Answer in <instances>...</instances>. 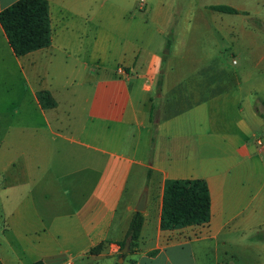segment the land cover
I'll use <instances>...</instances> for the list:
<instances>
[{
    "label": "crops",
    "instance_id": "1",
    "mask_svg": "<svg viewBox=\"0 0 264 264\" xmlns=\"http://www.w3.org/2000/svg\"><path fill=\"white\" fill-rule=\"evenodd\" d=\"M14 1L0 0V9ZM48 4L51 42L46 47L17 55L0 24V71L11 75L12 69L15 78L17 67L26 65L24 108L30 111L23 147L7 161L14 166L23 159L25 182L0 188L7 192L3 198L12 200L19 191L25 198L14 205L12 200L8 214L1 203L0 215L11 217L13 227L24 222L25 232L41 224L43 241L33 243L32 264H64L68 258L58 250L67 242L85 255L122 256L120 264H264V146H256L264 133L263 109L249 102L244 112L239 84L229 83L221 66L208 65L206 74L195 77H174L173 67L162 68L163 51L187 47L188 33L199 31L201 41L218 46L226 37L234 42L245 35L257 17L253 20L240 3L222 0H202L184 10L155 7L150 0L134 9L118 7L114 0ZM216 4L236 11L212 8ZM180 58L218 62L187 50ZM87 78L94 82L70 86ZM39 89H48L56 105L43 108ZM44 128L52 134L42 133ZM134 169L147 180L129 186ZM30 174L42 178L30 184ZM179 177L207 181L210 219L162 229L164 181ZM143 190L140 233L123 256L121 243ZM100 242V251L90 253ZM0 264H7L1 256Z\"/></svg>",
    "mask_w": 264,
    "mask_h": 264
},
{
    "label": "rangeland",
    "instance_id": "2",
    "mask_svg": "<svg viewBox=\"0 0 264 264\" xmlns=\"http://www.w3.org/2000/svg\"><path fill=\"white\" fill-rule=\"evenodd\" d=\"M118 7L121 8H138L141 3L149 0H114ZM202 0H150L152 6H176L178 9L195 8L201 4ZM222 3H235L237 5L242 4L251 10V14L256 19V24L253 21L248 25V29L245 35L235 37V41H230L229 37L220 41V45L214 46L210 43L201 41L198 37L199 31H192L188 33L189 39L187 47H183L179 44L177 47H166L163 51V70L167 71L169 67H173L170 71L172 76H198L207 73V66H221L227 72L228 82L232 84H239L237 91L238 97H240V103L245 109V113L248 112L247 104L249 102L257 105L264 111V0H222ZM149 5V6H150ZM148 6V7H149ZM235 18H244L243 15H234ZM248 17V16H246ZM259 20V21H258ZM255 28V30L253 29ZM248 30L251 31V36ZM223 31H227L224 29ZM256 33V34H255ZM256 35V36H255ZM168 37L172 39L171 34ZM176 50V52L174 51ZM182 50H187L191 56H207L216 58L218 60L215 64L205 63H188L183 62L181 57ZM170 58L172 62H169ZM26 65L22 68L19 66L16 69L15 78L11 69V75L0 71V188L4 185H8L11 181L25 182V174L21 171L23 165V159L20 157L16 164L8 165L7 161L9 156L16 152H19L23 147V137L25 134L24 124L26 116L30 111H25V103L28 101L25 94L27 74ZM78 81V80H77ZM70 82L71 87H83L94 82V79L87 78L81 80L82 82ZM227 83V82H226ZM153 104L156 106L157 100L153 96ZM179 106L177 103L175 107ZM260 112V114H261ZM264 118V117H263ZM33 122L36 123L35 113L32 117ZM38 119V116H37ZM264 120V119H263ZM53 129H55L53 127ZM42 133L51 135L52 133L43 129ZM15 136V138H13ZM257 138H260L264 142V133L258 134ZM256 138V139H257ZM21 145V146H20ZM256 146L259 148V144L256 142ZM32 166L35 172L36 168ZM30 179L28 182L31 184L36 182L39 178H42L39 174H30L27 176ZM147 180V174L140 176L137 175L134 169L130 174L128 185L134 184L136 181L143 183ZM7 192L0 190V205L4 204L5 211L8 214V208L11 206L10 202L14 200L13 205L20 198H25V192L19 191L14 193V199L3 198ZM34 200L36 204L41 205L40 197L37 192ZM18 197V198H17ZM44 207V206H43ZM1 209V207H0ZM12 218L8 215H0V256L5 259L7 264H32V259L36 256L32 247L33 243H41L43 231L41 224L37 223L40 228L37 231L25 232V223L20 222L14 224L22 236H18L14 231V227L11 224ZM48 224V223H47ZM250 242H253L252 238H249ZM264 241V240H263ZM243 243H250L248 239L242 241ZM63 246L62 250H58L59 256L63 258H71L74 264H114L118 261V257L107 258L106 256H96L91 254L80 253V250H76L74 244L67 242ZM72 245V246H71ZM68 247V248H66Z\"/></svg>",
    "mask_w": 264,
    "mask_h": 264
},
{
    "label": "trees",
    "instance_id": "3",
    "mask_svg": "<svg viewBox=\"0 0 264 264\" xmlns=\"http://www.w3.org/2000/svg\"><path fill=\"white\" fill-rule=\"evenodd\" d=\"M212 8L223 12H235L236 9L227 4L212 5ZM0 24L8 38V42L17 55L46 47L51 42V25L48 0H16L0 9ZM36 96L43 108L56 105V100L48 89H39ZM264 115V111L261 112ZM210 219V191L204 178L179 177L166 178L163 186L160 211V227L162 229L178 228L189 224L208 222ZM143 222V213L134 210L126 240L129 248L121 255H126L135 244ZM126 240L121 243L123 247ZM103 242L90 248V253H97ZM114 264H120L116 261Z\"/></svg>",
    "mask_w": 264,
    "mask_h": 264
},
{
    "label": "water",
    "instance_id": "4",
    "mask_svg": "<svg viewBox=\"0 0 264 264\" xmlns=\"http://www.w3.org/2000/svg\"><path fill=\"white\" fill-rule=\"evenodd\" d=\"M145 201H146V191L143 190L138 201L137 204L135 206V210H139V211H143L145 208ZM129 248V239H127L123 245V247L121 248V252H126ZM123 260V257L120 256L118 258V262H121Z\"/></svg>",
    "mask_w": 264,
    "mask_h": 264
},
{
    "label": "built area",
    "instance_id": "5",
    "mask_svg": "<svg viewBox=\"0 0 264 264\" xmlns=\"http://www.w3.org/2000/svg\"><path fill=\"white\" fill-rule=\"evenodd\" d=\"M256 142H257V144L260 145L259 148L262 149L264 146V142L260 138H257ZM64 264H74V262L72 261L71 258H68L65 260Z\"/></svg>",
    "mask_w": 264,
    "mask_h": 264
}]
</instances>
